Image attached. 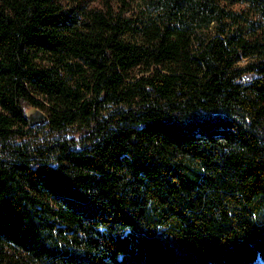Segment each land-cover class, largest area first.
Listing matches in <instances>:
<instances>
[{
    "label": "trees",
    "instance_id": "16d2710c",
    "mask_svg": "<svg viewBox=\"0 0 264 264\" xmlns=\"http://www.w3.org/2000/svg\"><path fill=\"white\" fill-rule=\"evenodd\" d=\"M0 264H264V0H0Z\"/></svg>",
    "mask_w": 264,
    "mask_h": 264
},
{
    "label": "rangeland",
    "instance_id": "374dc122",
    "mask_svg": "<svg viewBox=\"0 0 264 264\" xmlns=\"http://www.w3.org/2000/svg\"><path fill=\"white\" fill-rule=\"evenodd\" d=\"M233 9L236 11L242 10L245 8L243 5H234L232 6ZM252 60V58L244 57L239 64L241 66L245 65L248 61ZM252 74H246L245 79H250L252 78ZM46 107L45 108H40L37 109L38 112H31L32 114H35L34 117L30 118L29 125L24 128L25 131H27V134L21 135L17 134L15 135L14 138H12L11 143H23L25 145L31 146V147H36L39 145H46L51 143L54 139L58 138L57 134L54 132H44V126L42 125V122H38L37 120H34L35 117L39 114L43 119L48 115V106L49 102L44 101ZM34 120V121H33ZM66 137H69L67 135ZM6 156V155H3Z\"/></svg>",
    "mask_w": 264,
    "mask_h": 264
},
{
    "label": "water",
    "instance_id": "95a60500",
    "mask_svg": "<svg viewBox=\"0 0 264 264\" xmlns=\"http://www.w3.org/2000/svg\"><path fill=\"white\" fill-rule=\"evenodd\" d=\"M35 112H38V111H35ZM34 115H35V114L30 115V118L34 117ZM34 120H37L38 122H42V123L44 122V121H43V120H44L43 117H41V115H39V114L35 117ZM34 120H33V121H34Z\"/></svg>",
    "mask_w": 264,
    "mask_h": 264
}]
</instances>
